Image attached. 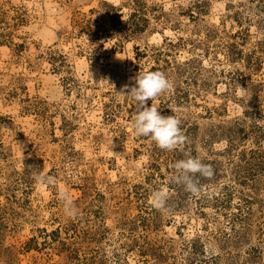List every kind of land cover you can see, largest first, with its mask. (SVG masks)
I'll return each mask as SVG.
<instances>
[{
    "label": "rangeland",
    "instance_id": "374dc122",
    "mask_svg": "<svg viewBox=\"0 0 264 264\" xmlns=\"http://www.w3.org/2000/svg\"><path fill=\"white\" fill-rule=\"evenodd\" d=\"M151 71L172 151L117 94ZM0 264H264V0H0Z\"/></svg>",
    "mask_w": 264,
    "mask_h": 264
},
{
    "label": "clouds",
    "instance_id": "9594fccd",
    "mask_svg": "<svg viewBox=\"0 0 264 264\" xmlns=\"http://www.w3.org/2000/svg\"><path fill=\"white\" fill-rule=\"evenodd\" d=\"M114 87V86H112ZM172 84L162 72L151 71L138 74L134 80V86L125 85L118 95L130 96L137 104L136 112L130 125V131L136 137H146L156 143V145L167 151L176 149L179 145L186 142V137L182 133L180 120L175 116H163L154 105L148 106V102L155 99L162 93L170 90ZM241 92L244 90L241 89ZM179 173L177 180L184 184L185 190L190 193L199 191L197 183L193 177L196 174L210 178L213 175L211 165L203 164L199 159L189 157L180 160L173 165ZM37 181L41 184L53 183L51 176H38ZM60 199L65 204V211L69 215H74V208L69 200L67 193L62 192ZM153 199L158 207L162 206L164 196L160 192L153 194Z\"/></svg>",
    "mask_w": 264,
    "mask_h": 264
}]
</instances>
